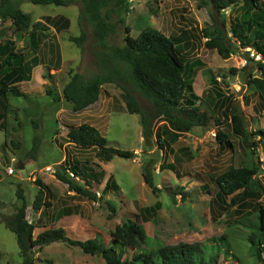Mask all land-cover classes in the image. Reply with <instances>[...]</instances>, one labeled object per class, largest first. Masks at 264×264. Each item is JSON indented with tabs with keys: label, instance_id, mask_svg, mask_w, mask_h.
Instances as JSON below:
<instances>
[{
	"label": "rangeland",
	"instance_id": "rangeland-1",
	"mask_svg": "<svg viewBox=\"0 0 264 264\" xmlns=\"http://www.w3.org/2000/svg\"><path fill=\"white\" fill-rule=\"evenodd\" d=\"M241 1L218 16L211 6L199 8L201 0H129L130 11L124 16V24L133 37L147 25L167 37L185 36L182 55L188 71L192 73V92L202 98V102L196 104L201 111H208L219 120V126L233 143V148L229 149L220 148L215 140L217 127L213 120L206 129L198 127L180 135L169 148L160 147L155 137L145 141L141 137L139 117L126 112L122 91L114 84L102 87V96L95 106L78 115L73 113L70 103L62 97V90L71 71L84 78L97 73L94 52L100 47L93 38L92 26L80 19L79 1L66 7H56L19 0V8L30 16L31 25L40 21L47 27L44 32L47 39L41 42L36 56L39 67L33 70V80L18 84L27 97L8 96L7 109L0 121V264L22 263L15 236L2 221L20 206L21 200L16 196L18 190L27 201V220L37 226L34 237L47 229L60 227L70 239H97L108 245L115 227L129 219L142 225L151 241L162 245L180 242L208 245L213 239L225 235L229 243L228 253L222 252L217 264H261L250 248L254 230L249 226L257 219L253 204L264 206V144L258 140V135H252L257 130H264V104L259 91L249 80L252 77L264 80V68L258 69L254 62L245 63L242 54L249 49L239 50L228 59H222L215 50L204 46L207 39L203 36V30L214 24L220 26L221 20H224L230 35V23L241 15ZM63 15L68 20L67 29L48 26ZM118 18L114 15L111 20L116 30L106 39L108 46L123 44L124 28L117 24ZM10 25L8 19H0V43L14 41L16 50L25 55L26 60L30 59L33 54L27 45L29 31L21 34L23 39H19ZM82 30L86 38L81 46L69 40L80 37ZM258 59L259 56H254V61ZM133 94L144 109H150L146 99L138 92ZM220 95L230 96L231 107L242 113L249 134L247 141L231 131L229 111L225 115L221 111L223 107L217 109ZM55 97L59 99L55 101ZM81 124L99 128L108 147L133 151L134 158L114 157L110 164L99 161L93 149L68 148L65 146L68 142L67 128ZM159 125L156 123L155 127ZM253 141L257 143L252 149L259 163L257 186L261 189L252 187L248 197H245L247 192L236 196L241 191L228 196L227 204L231 200L235 204L223 210L216 202L218 189L213 180L231 166L249 165V146ZM64 154L68 161L88 163L97 172L101 163H107L104 166L107 171L113 170L120 189L109 190L104 199L113 203L114 214H110L106 205L78 197L53 179L55 167ZM12 159L15 160L14 167L23 162L24 169L9 175L7 170ZM147 165L153 185L159 189L156 193L142 179L143 167ZM91 184L92 191L99 195L101 184ZM45 186L50 191V196L45 198L52 206L42 208V213L33 211L34 197L38 189L43 190ZM156 202L160 203V209L155 214L144 213ZM61 208L69 209L72 214L56 220ZM141 247L144 248L145 244ZM32 256L34 264H105L100 256L85 254L78 247L60 242L33 252Z\"/></svg>",
	"mask_w": 264,
	"mask_h": 264
},
{
	"label": "trees",
	"instance_id": "trees-1",
	"mask_svg": "<svg viewBox=\"0 0 264 264\" xmlns=\"http://www.w3.org/2000/svg\"><path fill=\"white\" fill-rule=\"evenodd\" d=\"M28 1L33 5H54L56 7H66L79 1L81 3L80 19L92 26L93 38L100 47V50L94 52L97 73L84 78L80 73L71 71L68 82L62 90V97L70 103L73 113L82 112L96 104L102 87L105 84H114L122 91L121 98L124 101L126 112L139 117L141 137L145 141L155 137L160 147L169 148L177 142L180 135L198 127L206 129L210 120H213L217 127L215 140L219 147L233 148L229 135L219 126V120L210 112L201 111L199 104H196L198 101L201 103L202 98L192 92V73L188 71L187 63L182 55L185 36L167 37L158 29L148 25L141 28L136 37L131 36L130 29L124 24V16L130 11L129 0ZM263 1L243 0L241 18L230 23V35L226 31L224 20L220 21V26L214 24L203 30V36L207 39L204 46L209 50H215L222 59H228L230 55L240 52L239 50L249 49L254 56H260L261 59L254 61V57H249L250 52L245 51L242 55L246 63L254 62L257 68L262 70L264 68L262 63L264 60ZM239 3L240 0H201L198 6L199 8L211 6L220 16L227 8L237 6ZM19 5V0H0V19L10 21V27L19 39H23L21 34L29 31L27 45L33 56L26 60V56L16 50L14 41L5 40L0 43V121L7 109L8 96L24 99L27 97L20 91L18 84L30 81L32 69L39 64L36 56L40 42L46 37L44 32L47 27L36 21L31 25L30 16L22 12ZM114 15L119 16L117 24L124 28L121 46H108L106 43L108 36L114 34L116 30L115 23L111 21ZM66 23L67 29L68 20ZM85 38L86 33L82 30L80 37H72L69 40L81 46ZM212 83L215 84L213 79ZM249 83L259 91L264 104V80L252 77ZM134 92H138L146 99L150 104L149 110L140 105ZM48 94L51 92L48 91ZM55 98V101L59 99ZM219 98L217 109L223 107L221 111L224 114L229 111L231 131L247 141L249 134L245 128L242 113L235 107H231L233 103H231L230 96L220 95ZM156 123L160 125L155 127ZM252 135H258V140L264 144V130H257ZM66 136L68 142L76 147L83 150L93 149L97 159L102 162H109L114 157L134 158L133 151L108 147L107 140L89 124L68 127ZM256 144L253 141L249 146L251 148L249 165L231 166L213 180L218 189L216 202L223 210L235 204L233 200L227 204L228 196L241 191L236 196L247 192L245 197H248V191L259 185L257 179L259 163L258 159L254 158L256 152L252 149ZM13 146L17 147L15 144ZM103 176L104 171L101 168L97 172L88 163L67 159L57 165L54 172L55 179L66 186L68 191L91 202L104 204L110 214H114L115 206L104 199L109 190L119 191L120 189L113 177H108L99 195L91 188V183L99 185ZM142 179L153 193L159 191L153 185L149 165L143 167ZM16 196L21 200L20 206L2 221L15 236L22 258L21 264H34L33 252L59 242L78 247L85 254L100 256L105 264H217L222 252L225 255L228 253L229 243L226 242L225 235L213 239L208 245L183 242L175 245H162L151 241L146 236L143 226L129 219L115 227L111 233L112 240L108 245H104L97 239L85 241L70 239L65 230L60 227L47 229L34 237L33 232L37 226L27 220L28 205L25 196L21 190L16 191ZM45 196H50L47 186L43 187V190L38 189L31 204L33 211L41 212L42 208L52 206ZM252 208L257 219L256 223L249 226L254 230L251 232L253 236L250 237V248L255 253L256 260L264 264V206L254 203ZM159 209L160 203L156 202L146 208L144 213L155 214ZM71 214L69 209H61L57 212L55 219L60 220ZM221 243H224L223 246ZM144 244L145 247L142 248ZM215 247L217 250L214 249ZM128 251L131 252L128 253Z\"/></svg>",
	"mask_w": 264,
	"mask_h": 264
},
{
	"label": "crops",
	"instance_id": "crops-1",
	"mask_svg": "<svg viewBox=\"0 0 264 264\" xmlns=\"http://www.w3.org/2000/svg\"><path fill=\"white\" fill-rule=\"evenodd\" d=\"M243 4V0L241 1V5ZM240 9H241V7H240ZM239 18H241V15H240V17ZM239 18H237V19H239ZM66 18L64 17V15L63 16H61L58 20H55V21H53L52 23H51V25H48V26H51L53 29H66V27H65V25L67 24L66 23ZM38 22H40V21H38ZM47 39V35H46V37H44L43 38V40L41 41V42H43V41H45ZM40 42V43H41ZM41 45H42V43H41ZM41 45H40V48H41ZM40 48H39V50H40ZM38 67H39V65L38 66H36V67H34L33 69H32V72H31V80L28 82V83H30L32 80H33V70L34 69H38ZM37 74V73H36ZM102 90H101V95H100V97H99V99L101 98V96H102ZM105 97H107V98H110V97H108L107 95H104ZM99 99H98V102H99ZM97 102V103H98ZM96 103V104H97ZM96 104H94V105H92L91 107H93V106H95ZM124 106V105H123ZM90 108V107H89ZM88 109V108H87ZM86 110V109H85ZM77 114V113H76ZM78 115V114H77ZM92 126V125H91ZM97 129V128H96ZM99 129V128H98ZM97 129V130H98ZM65 146H68V148H70V146H72V147H74V148H79V147H76L75 145H73V144H71V143H69V142H67L66 143V145ZM62 148H64L63 146H62ZM81 149V148H80ZM65 157V154H64V156H63V158L59 161V164L62 162V160H65L66 159V157ZM111 162H112V160L110 161V162H107V163H110L111 164ZM20 163V165H22V167H23V169H24V163L23 162H19ZM107 163H101V164H98L99 166H100V168L104 171V176H103V178L101 179V181H100V183H99V185L101 184V186H102V188L104 187V185L106 184L105 182H106V180L108 179V177L109 176H112L113 177V179H114V181H115V178H114V175H113V173H112V171L113 170H109V171H107V169L106 168H104V166H105V164H107ZM58 165V164H57ZM53 179L56 181V182H58L56 179H55V177H53ZM58 184H61L60 182L58 183ZM61 186H63V184H61ZM91 187H93L92 186V184H91ZM49 188V187H48ZM102 188H101V190H102ZM54 192V191H53ZM61 209H63V208H61ZM60 210V209H59ZM61 211V210H60ZM42 212H43V210H42ZM41 212V213H42Z\"/></svg>",
	"mask_w": 264,
	"mask_h": 264
},
{
	"label": "built area",
	"instance_id": "built-area-1",
	"mask_svg": "<svg viewBox=\"0 0 264 264\" xmlns=\"http://www.w3.org/2000/svg\"><path fill=\"white\" fill-rule=\"evenodd\" d=\"M251 55V57L253 56V54L251 53L250 54ZM245 63H246V61H245ZM15 160L14 159H12L11 160V165H10V167H8V170H7V172H8V174L9 175H12L13 173H14V171H15V168L13 167V162H14ZM72 176V175H71Z\"/></svg>",
	"mask_w": 264,
	"mask_h": 264
},
{
	"label": "clouds",
	"instance_id": "clouds-1",
	"mask_svg": "<svg viewBox=\"0 0 264 264\" xmlns=\"http://www.w3.org/2000/svg\"><path fill=\"white\" fill-rule=\"evenodd\" d=\"M249 52H250V54L252 53L253 54V56L252 57H254V53L252 52V51H250V50H248ZM249 56H251V55H249ZM258 60H260V56H259V59ZM246 61V60H245ZM124 107H125V105H124ZM70 143V142H69ZM62 163V162H61ZM20 163H18L17 164V166L19 165ZM13 167H14V165H13ZM16 167V166H15ZM14 167V168H15ZM23 169V168H22ZM17 171H19V170H17ZM14 172H16V169H15V171ZM54 172H55V170H54ZM54 174V173H53Z\"/></svg>",
	"mask_w": 264,
	"mask_h": 264
},
{
	"label": "water",
	"instance_id": "water-1",
	"mask_svg": "<svg viewBox=\"0 0 264 264\" xmlns=\"http://www.w3.org/2000/svg\"><path fill=\"white\" fill-rule=\"evenodd\" d=\"M22 168L23 167L21 165H18V166L15 167L16 170H22Z\"/></svg>",
	"mask_w": 264,
	"mask_h": 264
}]
</instances>
